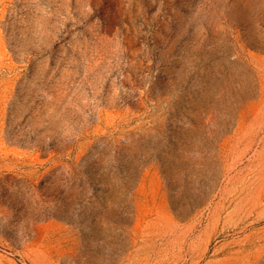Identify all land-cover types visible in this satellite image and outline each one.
Masks as SVG:
<instances>
[{"label":"rangeland","instance_id":"obj_1","mask_svg":"<svg viewBox=\"0 0 264 264\" xmlns=\"http://www.w3.org/2000/svg\"><path fill=\"white\" fill-rule=\"evenodd\" d=\"M0 264H264V0H0Z\"/></svg>","mask_w":264,"mask_h":264}]
</instances>
